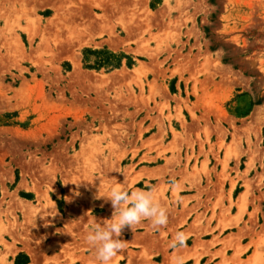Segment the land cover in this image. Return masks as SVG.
Listing matches in <instances>:
<instances>
[{"label": "rangeland", "instance_id": "rangeland-1", "mask_svg": "<svg viewBox=\"0 0 264 264\" xmlns=\"http://www.w3.org/2000/svg\"><path fill=\"white\" fill-rule=\"evenodd\" d=\"M113 186L111 264H264V0H0V264H99Z\"/></svg>", "mask_w": 264, "mask_h": 264}, {"label": "clouds", "instance_id": "clouds-1", "mask_svg": "<svg viewBox=\"0 0 264 264\" xmlns=\"http://www.w3.org/2000/svg\"><path fill=\"white\" fill-rule=\"evenodd\" d=\"M105 198L111 202L114 213L111 219L93 224L86 239L95 250V257L99 264L111 262L125 250L126 243L121 240L122 230L130 226L133 230L144 220L150 221L155 227H162L168 223L166 209L157 201L154 191L144 189L129 190L127 187L113 186L106 194L97 199ZM186 234L177 232L173 237V248L183 247ZM174 264H183L180 258H175Z\"/></svg>", "mask_w": 264, "mask_h": 264}, {"label": "crops", "instance_id": "crops-1", "mask_svg": "<svg viewBox=\"0 0 264 264\" xmlns=\"http://www.w3.org/2000/svg\"><path fill=\"white\" fill-rule=\"evenodd\" d=\"M15 259L16 258H13V260H11L12 264H15ZM18 262L21 264H33V259L31 256H29V258L27 256H21L18 258Z\"/></svg>", "mask_w": 264, "mask_h": 264}, {"label": "bare ground", "instance_id": "bare-ground-1", "mask_svg": "<svg viewBox=\"0 0 264 264\" xmlns=\"http://www.w3.org/2000/svg\"><path fill=\"white\" fill-rule=\"evenodd\" d=\"M76 65V64H75Z\"/></svg>", "mask_w": 264, "mask_h": 264}]
</instances>
